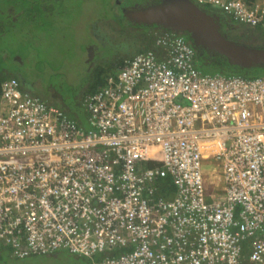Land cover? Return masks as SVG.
Segmentation results:
<instances>
[{
  "label": "built area",
  "instance_id": "2783aa9c",
  "mask_svg": "<svg viewBox=\"0 0 264 264\" xmlns=\"http://www.w3.org/2000/svg\"><path fill=\"white\" fill-rule=\"evenodd\" d=\"M193 2L264 28V0ZM156 47L85 97L87 130L16 78L2 84L0 255L264 264V76L203 73L174 34Z\"/></svg>",
  "mask_w": 264,
  "mask_h": 264
},
{
  "label": "rangeland",
  "instance_id": "374dc122",
  "mask_svg": "<svg viewBox=\"0 0 264 264\" xmlns=\"http://www.w3.org/2000/svg\"><path fill=\"white\" fill-rule=\"evenodd\" d=\"M134 2L65 0L62 5L60 0L52 4L41 0H0L1 74L17 75L21 85L34 87L49 104L56 96L55 104L79 126L89 129L83 94L94 89L105 73L118 71L120 61L146 50L142 37L138 36L140 32H136L138 27L121 16L122 7ZM45 6L48 12L55 10L56 20H50L49 15L47 18ZM11 11L12 19L23 18L16 27L7 22ZM59 11L65 14L59 16ZM188 44L192 46L189 41ZM0 264H89V260L69 252L26 260L14 259L6 253L0 257Z\"/></svg>",
  "mask_w": 264,
  "mask_h": 264
},
{
  "label": "water",
  "instance_id": "95a60500",
  "mask_svg": "<svg viewBox=\"0 0 264 264\" xmlns=\"http://www.w3.org/2000/svg\"><path fill=\"white\" fill-rule=\"evenodd\" d=\"M134 24L158 25L163 29L186 34L197 53L201 50L226 58L232 66L243 69L264 67V47H253L228 39L221 32L220 16L208 13L192 0H161L123 10Z\"/></svg>",
  "mask_w": 264,
  "mask_h": 264
},
{
  "label": "trees",
  "instance_id": "16d2710c",
  "mask_svg": "<svg viewBox=\"0 0 264 264\" xmlns=\"http://www.w3.org/2000/svg\"><path fill=\"white\" fill-rule=\"evenodd\" d=\"M43 1H44V4H48V3L52 4L54 2V0H53V2H52V0H41L42 3H43ZM63 1H65V0H60V4ZM160 1L161 0H144L142 2L141 0H138V1H135L134 3H139V4L140 3L145 4V3H149V2L159 3ZM62 5H63V3H62ZM49 7H52V5H50ZM202 8L204 10H206L208 13L221 14V23L223 26L228 27V25L231 24L232 29L230 31L231 33L228 34V39H231V40L236 41L238 43L247 44V45L253 46V47H261V48L264 47V28H262V27L252 28V27H248V26L241 27V26H238L237 24H234V22L230 21V19H229L230 17L228 18L227 15H224L221 12L214 10L211 7L204 6ZM60 10H62V9L60 8ZM45 12L47 13V18H49L48 15L50 16V18H49L50 20L53 21V20L57 19V16L55 17V15H56L55 10L48 12L47 7L45 6ZM8 13L9 14L7 15V17H8L7 22L11 23L10 27L11 26L16 27V25H18V23L23 22L22 17H17L14 20V18L12 19V14H13L12 11L8 12ZM58 14H59V16H62L65 14V12L59 11ZM121 16L125 19V21L130 23V25H132L134 27H138V28H136V32H140V34L139 35L137 34V35L142 37V39L144 41V47L146 48V50L138 51L134 56L128 57V58L120 61L117 65L118 71L116 70V72L110 71L108 73H105V75L102 78L97 80V82L95 83L94 89H92L91 91H87L86 93L83 94V98H84L85 94L88 95V94H93V93L97 92L98 89L105 83L106 79L109 76L116 75L120 71V69L124 66V62L126 60L132 59L136 55H138L140 53H145L147 51H154L155 53H159L158 52L159 49H158V47H156V40L159 36L165 35L166 33L177 35L181 38H184L187 42L189 41L192 44V46H193L192 48L196 51L195 65H196L197 69H199L203 73H206V74L218 73V74H223L225 76H242V77H245L247 79H254V78H257L259 76H264V67H255V68H251V69H243V68H240L238 66L230 65L229 62L226 60V58L221 56V55H218V54L212 55L213 53L207 52L205 50H201L200 52L197 53V49L194 47L193 41L186 34L172 32L170 30L163 29L162 27H160L158 25L151 26V27H155V29H152L151 27L146 26V25L134 24L128 18H126L123 15V12H122ZM0 21H1V19H0ZM2 24L3 23L0 22V25H2ZM120 24L121 25L119 27L122 28V23H120ZM115 26H117L116 23H115ZM2 33H3V31L0 32V34H2ZM11 78H16L22 84V80L17 75H15V74L2 75L0 72V90H1L2 84ZM25 92H27V91H25ZM0 93H1V91H0ZM31 95H33V94H31ZM33 96L40 97V96L35 95V94ZM42 100L45 101L44 99H42ZM65 114H66V112H65ZM66 116L69 119H72L67 114H66ZM166 180H168V178L164 179L163 182H166ZM164 192L165 191H160V195L161 196L165 195ZM0 257H1V255H0ZM244 264H247V263H244Z\"/></svg>",
  "mask_w": 264,
  "mask_h": 264
},
{
  "label": "crops",
  "instance_id": "0c3cea01",
  "mask_svg": "<svg viewBox=\"0 0 264 264\" xmlns=\"http://www.w3.org/2000/svg\"><path fill=\"white\" fill-rule=\"evenodd\" d=\"M135 1H138V0H135ZM134 4V3H133ZM134 56V55H133ZM25 86V87H24ZM21 85V88H22V90H24V91H27L28 93H30V94H35V95H38V96H40L37 92V90L34 88V87H32V86H26V85ZM1 91V90H0ZM0 95H1V93H0ZM55 94L54 93H52V96H54ZM55 98V100L53 101V103H51L50 105H52V106H54V107H56V108H58V105L57 104H55V102L57 101V97L56 96H54L53 97V99ZM62 104V103H61ZM63 106V105H62ZM59 109L65 114V112L59 107ZM66 115V114H65ZM71 120H73V119H71ZM74 122H76L75 120H73ZM77 123V122H76ZM87 124H88V121H87ZM78 125V124H77ZM80 127H82V126H80ZM83 128V127H82ZM85 128V127H84ZM207 167H212V166H210L209 164H207ZM213 170V169H212ZM206 174H207V176L208 177H210V175L211 174H209V172L207 171L206 172ZM166 178H168V180H166V182H162V187H160L159 186V189H161L162 191H165L164 193H165V195H163V196H166V197H168L169 196V198L168 199H171V198H173L174 197V195H175V192H176V188H175V186L173 185V183H172V180L169 178V177H166ZM165 178V179H166ZM212 181V183L213 184H210V182ZM209 181H208V184L210 185V186H212L213 187V189H216V190H219L220 191V193L222 192V189H223V186L221 187L220 186V184H219V179L218 178H214L213 176L211 177V179H210ZM221 187V188H220ZM211 191H213L212 190V188H209ZM221 189V190H220ZM2 256V255H1Z\"/></svg>",
  "mask_w": 264,
  "mask_h": 264
},
{
  "label": "flooded vegetation",
  "instance_id": "af4514ba",
  "mask_svg": "<svg viewBox=\"0 0 264 264\" xmlns=\"http://www.w3.org/2000/svg\"><path fill=\"white\" fill-rule=\"evenodd\" d=\"M142 2L144 1V0H141ZM153 2H149V3H134V4H132V5H130V6H127V7H122V12H123V10L124 9H126V8H133V7H136V6H143V5H148V4H152ZM121 5H122V3H120ZM154 26V25H153ZM220 26H221V32L224 34V35H226L227 37H228V34L229 33H231L230 31H231V24H229L228 25V27H225V26H223L222 25V23H220ZM238 26H241V27H245V25H243L242 26V24H239ZM149 27H151V26H149ZM152 29H155V27H151ZM231 40V39H230ZM212 55H214V54H212ZM90 58H91V56H90ZM87 95L85 94L84 95V98H83V105H84V100H85V97H86ZM84 107H85V105H84ZM86 109V108H85ZM88 114V113H87ZM88 121V120H87Z\"/></svg>",
  "mask_w": 264,
  "mask_h": 264
},
{
  "label": "clouds",
  "instance_id": "9594fccd",
  "mask_svg": "<svg viewBox=\"0 0 264 264\" xmlns=\"http://www.w3.org/2000/svg\"><path fill=\"white\" fill-rule=\"evenodd\" d=\"M193 1V0H192ZM199 6V5H198ZM199 7H201L202 8V6H199ZM203 9V8H202ZM214 10H217V9H214ZM217 11H219V10H217ZM220 12V11H219ZM222 13V12H221ZM212 14H217V15H219L220 16V23H221V14H218V13H212ZM222 14H224V13H222ZM224 15H226V14H224ZM228 17H230V16H228ZM231 18V17H230ZM233 19V18H232ZM234 20V19H233ZM237 23V22H236ZM240 24V23H239ZM257 28V27H256ZM192 47V46H191ZM259 77H262V76H259ZM42 99V98H41ZM46 101V100H45ZM47 102V101H46ZM48 103V102H47Z\"/></svg>",
  "mask_w": 264,
  "mask_h": 264
}]
</instances>
